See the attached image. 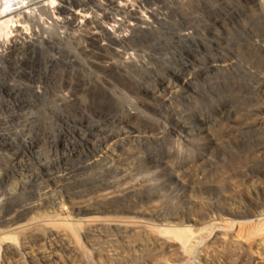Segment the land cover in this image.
Masks as SVG:
<instances>
[{
  "label": "rangeland",
  "instance_id": "rangeland-1",
  "mask_svg": "<svg viewBox=\"0 0 264 264\" xmlns=\"http://www.w3.org/2000/svg\"><path fill=\"white\" fill-rule=\"evenodd\" d=\"M256 1L183 0L154 32L130 38L146 58L122 78L97 68L109 44L94 55L67 43L77 65H53L40 96L0 89V219L18 222L0 224V264H264ZM35 41L28 55L44 61L52 51ZM23 54L2 62L0 87L34 67L15 59ZM64 75L89 83L112 116L92 117L82 92L86 113L60 107Z\"/></svg>",
  "mask_w": 264,
  "mask_h": 264
},
{
  "label": "bare ground",
  "instance_id": "bare-ground-1",
  "mask_svg": "<svg viewBox=\"0 0 264 264\" xmlns=\"http://www.w3.org/2000/svg\"><path fill=\"white\" fill-rule=\"evenodd\" d=\"M182 2L183 0H157L152 3L154 8H151L148 0L134 2L125 0H0V5L3 3L0 9V32H5L4 37H0V72L6 69L1 65L2 62H9L8 60L15 53H24L21 57L18 55L15 57L23 64L28 58L36 61L30 72L25 70L12 72L13 79L5 81L0 89L11 92L8 93L9 96L23 92H31L35 96H40L46 90L43 84L53 65L61 63L66 71L77 65L76 57L63 47L67 43L75 45L81 54L94 53L96 55V48L101 52L105 46L104 43L114 47H109L113 52L112 56H103L104 62L100 60L101 63L97 64V68L122 78L121 74L129 66L145 63L146 52L141 47H135L133 43L135 41L128 42L130 38L135 33L154 32L165 21V16ZM254 8L264 14V0H257ZM107 25H110L112 29H108ZM124 31L126 34L121 35ZM33 38L40 40L52 51V54H49L44 61L28 55V49L30 47L35 49L34 44L38 42ZM259 48L263 49L261 45ZM113 59L117 62L114 63ZM89 62L91 67L96 66V62L90 60ZM253 72L258 74L256 70ZM64 76L66 77L62 78L64 84L54 88L53 94L60 107L66 109L73 107V118L75 114L86 113V109L77 107L80 92L88 94L92 99L94 106L91 110L92 117L101 120L112 116L111 111L107 109L110 103L103 100L101 94L91 93L92 90L87 88L89 83L78 82L67 75ZM94 88H98V85ZM75 119L77 120V117ZM78 124L86 123L79 117ZM108 138H111V135ZM102 147H104L103 143L100 144V149ZM21 211L27 210L23 208ZM18 217L20 218L21 215ZM0 224L16 226L18 222L14 217L10 221L0 219ZM216 225L222 226L220 223ZM20 227L18 226L17 229ZM176 234L181 240L189 236L185 230Z\"/></svg>",
  "mask_w": 264,
  "mask_h": 264
}]
</instances>
